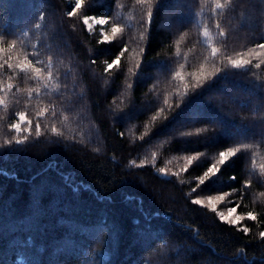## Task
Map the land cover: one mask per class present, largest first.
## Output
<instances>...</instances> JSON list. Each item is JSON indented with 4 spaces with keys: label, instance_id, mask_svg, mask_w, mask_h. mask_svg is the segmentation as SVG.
<instances>
[{
    "label": "trees",
    "instance_id": "1",
    "mask_svg": "<svg viewBox=\"0 0 264 264\" xmlns=\"http://www.w3.org/2000/svg\"><path fill=\"white\" fill-rule=\"evenodd\" d=\"M234 3L235 9L225 20L234 37V42H229V51L240 50L241 45L250 43L264 31V0H234ZM47 4L52 7L47 9V20L39 21L42 28L30 30L28 25L37 8ZM191 4L195 6L196 0H191ZM187 5L188 0H166L154 17L148 44L150 55L169 52L168 45L172 42L169 33L173 31L174 19H191L189 39L195 38V21L201 16L198 9L193 11ZM67 6L70 0H0V34L15 32L19 35L27 31L28 36L21 37L26 45L43 38L46 44L52 45L53 51L63 48L62 54L57 51V68L63 71L65 66L71 65L72 77H81L76 90L88 97L79 106L70 105L66 113L58 106L60 126L65 135H75L82 143L69 140L48 145L41 139L26 151L0 152V262L34 264L39 260L41 264H94L99 260L100 264H174L182 260L184 264H264V240L258 235L264 231V224L245 220L243 223L253 231L243 233L220 222L206 208L191 204L187 195L190 187H194L195 177L216 155L217 149L231 146L229 139L219 136L215 142L205 144L193 138L190 142L170 145L171 126L164 125L154 128L158 135L150 140L146 137L148 142L145 143L138 137L144 132L147 116L141 115L139 120L128 123L114 121L112 109L115 105L112 108L109 105L117 92L124 89V77L108 83L102 60L89 67L91 50L99 46L98 35L89 34L79 26L75 32L60 26L66 33L63 43L52 35L55 31L53 21L59 26L60 10ZM203 8L206 19L208 5L204 4ZM170 10H175L177 15L169 16ZM106 11L107 6L101 0L89 14ZM123 13L137 15L138 10L125 8ZM112 48L114 51V46ZM171 51H175L174 47ZM130 56L131 53L122 59L125 73L131 66ZM146 71L154 73L155 69L149 66ZM246 77V73H239L231 80L243 86ZM151 83L149 80L135 87L129 94L130 99L139 104L145 101L146 93L155 97L168 87L162 85L155 93H149ZM68 88L66 94L71 95V80ZM8 115L0 106V118ZM138 122L141 127H135ZM119 131L125 132V136L120 137ZM96 148L100 151H95ZM205 150L207 157L201 166L190 168L179 179L158 174L153 167L134 168L128 163L157 151L159 166L179 170L183 165L182 155ZM257 151L258 159L264 157V150L258 148ZM245 168L243 161L229 165L223 169L219 181L197 194L213 195L220 189L237 186L230 176L237 174L243 178ZM37 191L40 193L38 210L34 206ZM249 204L251 208L246 210L264 211V199L256 202L255 197L249 196L244 205ZM226 206L231 205L221 204V210H226ZM102 222L106 223L108 232L101 245L103 255H96L89 248L97 247L94 233ZM149 224L152 231L162 229L168 237L184 243H176L174 248L153 246L149 249L138 231ZM197 230L199 236L194 234ZM240 248L245 250L242 257L236 255Z\"/></svg>",
    "mask_w": 264,
    "mask_h": 264
},
{
    "label": "snow or ice",
    "instance_id": "2",
    "mask_svg": "<svg viewBox=\"0 0 264 264\" xmlns=\"http://www.w3.org/2000/svg\"><path fill=\"white\" fill-rule=\"evenodd\" d=\"M165 3L166 0H127V3L125 0H103L107 11L89 14L90 9L101 4V0H70V6L60 10L59 26L53 21L55 31L52 35L64 42L66 33L60 26H66L73 32L79 26L89 34L98 35L99 46L91 50L88 65L94 67L98 60H102L103 74L109 78L108 83L124 77L125 87L117 92L109 107L115 105L112 109L114 121L128 123L139 120L141 115L148 117L147 124H143L144 132L138 137L140 141L147 143L146 137L150 140L158 135L153 129L164 125L171 126L170 145L190 142L193 138L211 144L219 136L227 137L231 146L217 149L216 155L195 177L194 187H190L187 195L191 204L206 208L220 222L243 233H251L253 229L243 223L245 220L264 224V211L246 210L251 205H244L249 196L255 197L256 202L264 199V157L257 158V149L264 150V31L250 43L241 45L240 50L234 48L229 51V42H234V37L225 20L236 7L234 0H196L195 6L188 0L187 6L193 11L198 9L201 16L195 21V38L189 39L193 25L191 19H174L173 31L169 33L172 41L168 45L169 52H157L152 56L148 44L154 17ZM204 4L208 5L206 19L203 18ZM50 7L52 5L47 4L37 8L28 25L30 30L42 28L39 21L47 20ZM125 8L136 9L138 14L125 16ZM168 15L175 17L177 13L170 10ZM22 36L26 38L28 32L0 34V106L9 113L7 117L0 118V152L26 151L41 139H45L48 145L69 140L82 143L75 135H65L58 111L59 106L66 113L70 105L79 106L88 99L84 92L76 90L81 77H72L71 65L65 66L63 71L57 68V51L62 54L63 48L53 51L52 45L46 44L43 38H36L35 42L26 45ZM173 47L174 52L171 51ZM129 53L131 66L125 73L126 65L122 59ZM106 54H109L108 58H104ZM149 66L155 69L154 73L146 71ZM239 73L247 74L243 86L233 84L231 80ZM70 80L73 83L72 94L67 95ZM149 80L152 81L149 93H155L162 85L168 87L155 97L146 93L142 103L131 100L129 94L135 87ZM218 85L222 87L218 88ZM245 110L247 114H244ZM64 119H67L66 115ZM135 127H141V122ZM193 128L194 131L191 130ZM118 134L125 136L123 131ZM206 157L207 150L185 153L180 157L183 165L179 170L159 166L157 151L139 160L131 159L128 163L134 168L153 167L158 174L179 179L190 168H199ZM237 161L246 163L243 178L237 174L230 176L237 186L220 189L213 195L197 194L219 181L223 169ZM39 197L37 191L34 200L37 210ZM221 204L231 206L221 210ZM138 231L149 249L153 246L174 248L176 243H184L168 237L162 229L152 231L150 224ZM107 232L106 223L96 226L94 237L97 247L89 248L90 252L103 255L101 245L105 243ZM194 234L199 236V231ZM258 235L264 240V231ZM244 254L243 248L236 253L241 257ZM34 264L41 262L36 260ZM94 264H100V261L96 260ZM174 264H184V261L177 260Z\"/></svg>",
    "mask_w": 264,
    "mask_h": 264
}]
</instances>
